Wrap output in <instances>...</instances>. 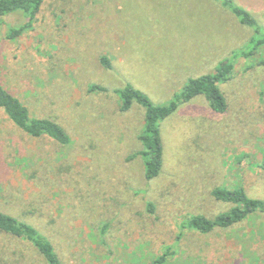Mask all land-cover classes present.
<instances>
[{
	"label": "rangeland",
	"instance_id": "rangeland-1",
	"mask_svg": "<svg viewBox=\"0 0 264 264\" xmlns=\"http://www.w3.org/2000/svg\"><path fill=\"white\" fill-rule=\"evenodd\" d=\"M232 1L264 32V0ZM31 18L4 16L2 82L70 140L30 136L0 108V210L45 233L64 264H264V210L206 232L185 225L236 206L217 188L264 201V49L235 59L219 83L226 110L200 94L161 121L163 167L152 180L140 153L146 108L122 110L118 92L130 83L167 105L189 78L248 49L255 30L223 0H44ZM0 254L3 264H47L1 231Z\"/></svg>",
	"mask_w": 264,
	"mask_h": 264
},
{
	"label": "trees",
	"instance_id": "trees-1",
	"mask_svg": "<svg viewBox=\"0 0 264 264\" xmlns=\"http://www.w3.org/2000/svg\"><path fill=\"white\" fill-rule=\"evenodd\" d=\"M43 2L44 0H0V43L4 16L21 11L33 19ZM223 3L240 18L243 24L253 28L255 33L259 35L257 38L254 37L246 46L248 49L242 48L240 51L235 52L236 55L234 54L233 61L229 59L222 61L212 74L189 78L182 92L177 94L175 99L167 105L155 104L146 93L130 83L125 88L118 90L123 100L122 110H129L134 102H138L146 108L144 130L140 136L145 148L140 153L146 157L145 176L148 180L157 177L163 167L164 147L160 130L161 121L172 114L181 102L189 101L200 94L205 95L213 110H226V98L219 83L230 77L235 66V59L253 56L264 49V32H261L258 21L249 10L241 5L234 4L232 0H223ZM32 21L29 20L24 25L11 27L7 37L11 39L19 37L32 24ZM102 61L105 65L110 66L107 57H102ZM2 73L0 62V108L5 111L9 118L30 136L36 138L48 136L59 143H69V134L56 120L49 117L32 116L29 108L3 85ZM261 166L264 169V159ZM213 194L217 199L236 203V206L229 212L218 215L215 219H208L200 214L192 215L185 221L186 226L206 232L216 226H228L238 222L258 209L264 210V201L249 197L242 187L236 190L217 188L213 190ZM148 207L149 210H152L153 204L149 203ZM0 231L18 240L30 243L47 264H64L51 239L35 225L0 210ZM16 253L15 250L12 252V254ZM19 255L21 254L17 253L15 258ZM24 257L22 255V258ZM2 258H4V254H0V264H3Z\"/></svg>",
	"mask_w": 264,
	"mask_h": 264
}]
</instances>
